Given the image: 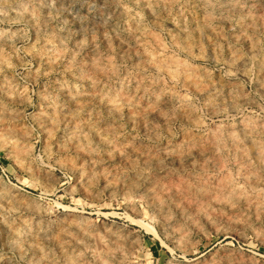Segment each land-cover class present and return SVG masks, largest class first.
<instances>
[{
  "label": "rangeland",
  "instance_id": "1",
  "mask_svg": "<svg viewBox=\"0 0 264 264\" xmlns=\"http://www.w3.org/2000/svg\"><path fill=\"white\" fill-rule=\"evenodd\" d=\"M263 151L264 0H0V264H264Z\"/></svg>",
  "mask_w": 264,
  "mask_h": 264
},
{
  "label": "bare ground",
  "instance_id": "2",
  "mask_svg": "<svg viewBox=\"0 0 264 264\" xmlns=\"http://www.w3.org/2000/svg\"><path fill=\"white\" fill-rule=\"evenodd\" d=\"M239 129H240V128H239ZM240 130H244V129L241 127ZM247 133H248V132H247ZM242 134H245V133L243 132ZM245 135H246V134H245ZM247 136H248V134H247ZM233 137H234V136H232V135L230 136V138H233ZM248 138H249V137H248ZM234 139L237 140L236 137H235ZM248 140H249V139H248ZM232 142H233L234 144L236 143L235 141H231V143H232ZM249 142H250V140H249ZM233 143H232V144H233ZM252 143H253V141H252ZM254 143H255V142H254ZM237 145H238V141H237ZM257 145H258V144H257ZM259 146H262V145H259ZM235 147H236V146H234V148H235ZM254 147H255V146H254ZM256 147H258V146H256ZM256 147L254 148V150L256 149ZM262 147H263V146H262ZM258 148H259V147H258ZM235 149H236V148H235ZM262 149H263V148H262ZM238 151H239V150H238ZM259 151H260V149L258 150V152H259ZM255 152H256V151H255ZM255 152H254V153H255ZM260 152H261V151H260ZM263 152H264V151H263ZM258 154H259V153H258ZM259 155H260V154H259ZM261 155L264 156V154H262V153H261ZM257 157H258V156L256 155V158H257ZM260 159H261V157H259V158L257 159V161L260 160ZM263 160H264V159H263ZM260 161H261V160H260ZM258 165H259V164H258ZM262 165H263V164H262ZM259 167H260V166H259ZM261 167H262V166H261ZM263 168H264V166H263ZM260 169H261V168H260ZM150 231H151V230H150Z\"/></svg>",
  "mask_w": 264,
  "mask_h": 264
}]
</instances>
